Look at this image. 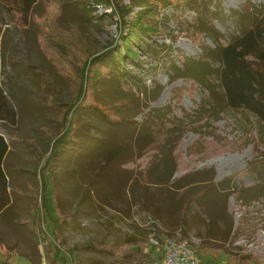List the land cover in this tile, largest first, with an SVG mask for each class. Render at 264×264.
Wrapping results in <instances>:
<instances>
[{"label": "rangeland", "instance_id": "1", "mask_svg": "<svg viewBox=\"0 0 264 264\" xmlns=\"http://www.w3.org/2000/svg\"><path fill=\"white\" fill-rule=\"evenodd\" d=\"M212 3L220 12L213 26L224 35L222 43L241 33L246 21L239 18L247 9L264 7V0ZM129 6V0H37L24 24L0 4V88L15 111L13 123L0 120L9 144L4 167L11 196L0 213V264L5 258L9 264H46L57 251L66 256L64 248L89 241L127 242L129 251L79 250L81 264H150L156 257L152 236L184 237L200 264H264V195L230 194L264 174L252 169L264 160V123L242 110L213 115L204 88L185 77L173 80L172 64L181 67L178 60L214 47L184 5L158 6L145 21L154 30L129 41L135 59L119 63L128 80L92 63L97 55L124 53L121 37L128 28L120 16ZM138 10L123 12L126 24ZM79 94L74 114L70 107ZM72 120L82 124L78 142L57 156L62 170L45 172L41 191L39 169ZM171 128L175 146L166 145ZM173 160L172 182L213 169L217 184L199 197L209 181L181 188L158 182ZM26 182L37 188L30 192ZM56 205L73 217L59 227L62 243L51 235Z\"/></svg>", "mask_w": 264, "mask_h": 264}, {"label": "trees", "instance_id": "2", "mask_svg": "<svg viewBox=\"0 0 264 264\" xmlns=\"http://www.w3.org/2000/svg\"><path fill=\"white\" fill-rule=\"evenodd\" d=\"M37 0H0V4L8 7L13 14H16L22 23H26V19L32 6ZM130 6L125 7V13L130 12L134 7H138L139 10L135 12L134 18L126 24V21L121 17L120 24L127 26L128 33L126 36L121 37L122 45L124 47V53L117 52L116 56L112 53L106 55H97L93 58L92 63H98L106 67L110 66V73H114L113 77L116 80H128L125 71L119 65L120 61L124 58L135 59V53L129 49V41L135 38L139 32L148 33L153 31L150 25L145 26V21L154 17L157 7L166 9L171 6L183 5L186 10L193 11L195 13L193 21L195 27L199 33H202L204 37H209L214 43V47H203V53L198 58H182L180 61L181 67L172 64L170 70L175 74L173 80L179 77H185L187 79L195 81L199 86L207 91V96L210 99V111L215 115L217 113L224 112L227 108L234 111H245L256 116L260 121L264 123V7L259 12L248 11L247 9L239 20L246 21L245 26L241 30V33L236 36H232L230 40L222 43L224 35H221L213 26L215 20L220 19V12L218 11V5L212 3L213 0H129ZM183 10V9H181ZM120 27V26H119ZM142 30V31H141ZM213 61V62H212ZM174 63V61H173ZM212 63H217V67H213ZM111 64V65H108ZM118 77V78H117ZM215 81V82H213ZM156 92V89L153 90ZM82 92V90H81ZM80 100V94L77 97L76 102L70 107V111L74 108L73 113L77 111L80 106L78 101ZM208 103H206L208 105ZM81 107V106H80ZM85 107V108H84ZM84 109L90 108L98 109L103 117L109 121L111 118L97 106L86 104ZM68 113V112H67ZM67 113L63 120H66ZM72 113V114H73ZM10 120L12 123L15 119V111L9 106L6 96L0 88V120ZM77 119V118H76ZM82 124L78 121H68L65 125L63 132L58 136L51 145L49 154L44 158L43 165L39 169V175L41 177V191H45L47 186L48 174H55L62 169L58 167L55 162L57 156L63 152L65 147L73 143L78 142V136L81 132ZM168 131L172 135L166 137L167 146H175L173 137L176 135V131L171 128ZM169 133V134H170ZM9 144L5 138L0 135V213L6 211L11 205V196L9 191L10 181L8 174L5 170V157L8 154ZM176 161H172V169L168 174H163L158 177V182L162 184L169 183L173 177L175 171ZM252 169L257 173H264V160L259 163H254ZM210 171V174H204ZM260 182L245 188H235L231 190L232 193H239V195L250 196L252 195H264V174H258ZM214 170H201L196 171L194 174H187L182 177V182L176 180L172 182L176 188H181L186 183L198 181H209L208 184L202 187L197 192L199 197L203 195L208 189L214 187L217 183L214 182ZM227 180V179H226ZM224 182H220L225 183ZM185 183V184H184ZM26 186L31 192L36 189L34 186L26 182ZM16 191V188L13 189ZM229 194V195H230ZM228 195H224L223 206L226 204ZM42 200L44 202V209L48 211L46 207V197L43 195ZM220 205V204H219ZM57 206V205H56ZM57 208L58 217L54 220L53 229L51 235L54 239L62 243V237L59 232V227L63 223H70L73 217L64 214ZM32 212L37 211V207H32ZM33 214V213H32ZM184 236V234H183ZM184 238V237H183ZM129 245L127 242L119 243H99L96 241H89L85 244L74 245L72 247L64 248L66 256L60 255L59 251L52 256L53 258L46 259V264H81L78 258L79 250H95L99 252H110L111 254L128 253ZM6 257V256H5ZM63 257V258H62ZM3 264H9L7 259H4Z\"/></svg>", "mask_w": 264, "mask_h": 264}, {"label": "built area", "instance_id": "3", "mask_svg": "<svg viewBox=\"0 0 264 264\" xmlns=\"http://www.w3.org/2000/svg\"><path fill=\"white\" fill-rule=\"evenodd\" d=\"M149 243L156 254L150 264H200L194 248L183 238L152 236Z\"/></svg>", "mask_w": 264, "mask_h": 264}]
</instances>
